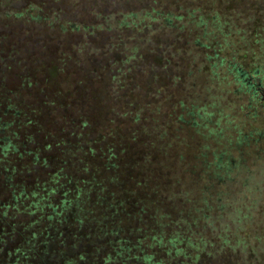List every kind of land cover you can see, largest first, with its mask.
Returning <instances> with one entry per match:
<instances>
[{"label": "rangeland", "instance_id": "obj_1", "mask_svg": "<svg viewBox=\"0 0 264 264\" xmlns=\"http://www.w3.org/2000/svg\"><path fill=\"white\" fill-rule=\"evenodd\" d=\"M10 2L0 6V93L20 115L14 130L29 137L27 159L38 153L47 159L46 177L56 176L55 183L40 185L44 192L58 188L59 194L55 159L68 95L81 104L96 91L101 96L102 88L118 98L119 87L133 93L126 97L135 98L141 114L131 148L145 165L152 163L148 188L156 190L142 198L147 212L141 220H121L114 237V226L101 231L94 223L90 245L78 246L69 261L59 257V225L39 213L16 214L29 226L27 235H35L31 252L12 254L9 263L133 264L134 247L133 255L117 254L120 247L142 249L145 238L151 241L146 233L156 229L158 240L150 245L161 264H264V0ZM158 11L171 18L172 29L157 30ZM112 16L152 29L142 36L131 24L121 33ZM200 17L206 23L199 25ZM65 19L95 24L103 43L62 32ZM98 57L110 72L100 81L80 71ZM4 120H15L11 111ZM17 232L20 225L6 240L19 243ZM177 233L187 240L181 248L170 241ZM14 245L1 244L0 253H14Z\"/></svg>", "mask_w": 264, "mask_h": 264}, {"label": "trees", "instance_id": "obj_2", "mask_svg": "<svg viewBox=\"0 0 264 264\" xmlns=\"http://www.w3.org/2000/svg\"><path fill=\"white\" fill-rule=\"evenodd\" d=\"M10 1L0 0V6L9 7L14 3ZM4 12H6L5 17L8 18L7 10ZM156 14L157 18L152 20H156L158 31L172 29L171 18L166 17L163 12L158 11ZM118 16L112 17L116 20L121 33L123 30L132 28L131 24L134 25L131 31L144 34L142 36H147L152 29L149 23H130L126 22V17ZM135 16L132 14L130 18L134 19ZM160 18L162 20H159ZM199 19V25L206 23V20L202 21L203 17ZM65 21V23L62 22L64 23L62 27L66 30L62 32L85 33L95 37V40L97 37V42L101 39L95 24L83 20L67 21L65 19ZM65 57L68 56L65 54ZM102 60L99 57L90 59L87 62L91 64L90 69L80 71L100 81L110 73ZM62 61L59 63L63 64ZM61 71L59 65V73ZM122 71L119 70V73ZM53 74H56L55 69ZM64 89L66 92H71L68 84L64 86ZM102 89L101 96L96 91L95 95L83 98L81 104L71 100L72 94L68 95L63 104L64 112L59 115L60 152L59 158L55 159L59 162V194H57V188L48 195L44 192L45 185H40L47 181L55 183L56 176L46 177L47 159L40 157L38 153H34L30 160L27 159L25 149L29 137L21 129L14 130V126L21 123L20 115L16 111L12 98L0 93V189L4 195V198L0 199V245L10 247L15 244L14 253H0L1 258L5 257L2 262L0 261L1 264H11L9 261L14 256L12 254L24 255L25 252H31L29 251V240L35 234H32V237L27 235L29 226L19 223L16 214L30 216L31 213H39L52 222L51 224L55 222L59 225L57 226L59 228V248H61L59 257L67 261H69L68 257L75 254L78 246L90 245L92 236L89 233L94 223L97 224V230L101 231L103 228L114 226L110 231L114 233L121 230L119 226L121 220L129 218L128 220L139 221L142 212L145 216L147 210L141 200L151 195L156 189L148 188L154 180L152 163L145 165V160L142 161L141 155L139 156L140 151L135 149L136 147L131 148L132 142L138 140L141 114L135 113V98L126 97L127 94H133L130 90H127L124 95L125 88L119 87V97L115 98V95H110L108 90ZM2 105L6 106L4 112L1 111ZM111 107L118 108L110 110ZM10 111L15 120H4ZM30 124L33 122L31 121ZM64 137L71 138L72 142L64 143ZM19 139L20 144L18 145L16 141ZM39 164L41 169L37 167ZM18 225L21 226L22 231L16 233V236L20 238L18 240L20 244L14 243V238L12 243L7 241L5 237L12 230L16 231ZM157 233L159 232L156 229L151 234L146 233L151 241L145 238V242H142V249L140 245L131 244L127 247H120L121 251L117 254L129 255L132 253L130 248L134 247L133 264H161L155 259L158 253L154 252L153 246L150 245L151 242L158 240ZM163 233L161 231V236ZM116 235L118 233L111 234L112 237ZM176 235L170 241L175 242L177 246L180 245L181 248L187 240L179 233ZM21 259L19 258V261L14 264H20V261H23ZM68 263L65 262V264Z\"/></svg>", "mask_w": 264, "mask_h": 264}]
</instances>
